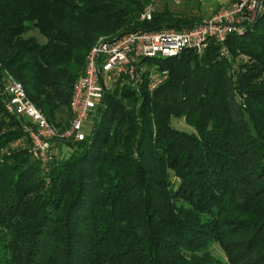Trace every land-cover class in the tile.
Returning a JSON list of instances; mask_svg holds the SVG:
<instances>
[{"label":"trees","instance_id":"1","mask_svg":"<svg viewBox=\"0 0 264 264\" xmlns=\"http://www.w3.org/2000/svg\"><path fill=\"white\" fill-rule=\"evenodd\" d=\"M152 1L0 0V264H219L200 254L212 240L229 264H264V1L257 21L227 39L230 56L210 42L202 55L141 61L166 80L150 90L143 72L138 87L115 84L85 140L55 141L46 169L31 153L30 123L6 109L8 72L64 129L101 36L204 20L201 0L181 10L163 0L141 21ZM33 30L45 42L25 37Z\"/></svg>","mask_w":264,"mask_h":264},{"label":"built area","instance_id":"2","mask_svg":"<svg viewBox=\"0 0 264 264\" xmlns=\"http://www.w3.org/2000/svg\"><path fill=\"white\" fill-rule=\"evenodd\" d=\"M263 1L229 0L227 7L191 28L134 31L114 38H99L87 55L83 75L74 84L71 100L73 118L64 129L49 122L29 99L24 85L8 72L2 79V93L7 96L6 109L30 122L26 131L32 141L31 153L46 169L57 153L53 147L55 141L85 140L88 122L115 84L127 80L138 87L143 72H148L150 90L166 80L167 70L161 71L157 65L141 64V61L174 58L186 50L202 55L210 42L219 44L222 55L227 56V39L231 35H242L257 21ZM155 11L153 4L147 5L140 20L150 21Z\"/></svg>","mask_w":264,"mask_h":264},{"label":"rangeland","instance_id":"3","mask_svg":"<svg viewBox=\"0 0 264 264\" xmlns=\"http://www.w3.org/2000/svg\"><path fill=\"white\" fill-rule=\"evenodd\" d=\"M170 1L171 3H173L171 4L172 9L174 10L182 9V5H181L182 0H175L174 2L173 0H170ZM201 3L203 4L204 9H205V17H204V20H205V19L212 17L214 14L218 13L219 11H221V9H223L224 7H227L229 5V0H201ZM150 4H153L156 10H159L163 4V0H153L152 3ZM31 36L36 37L41 42H45L44 37L40 35L37 30L30 31L27 35H25V37H31ZM100 38L105 39L106 37L101 36ZM228 55L230 56L229 50H228ZM241 57L238 59H243L244 61H247V58L245 57L241 58ZM57 116L62 117L63 115L62 114L59 115L57 113ZM92 122H93V118L90 119V121L88 122V130L91 128ZM28 123L30 122L28 121ZM172 125L180 131H184L188 133L194 132V129L188 126L183 119H173ZM62 151H63V155H67L71 152V148L68 145L63 144ZM171 178L173 181H176V178L174 177L173 174H171ZM200 254L209 255L210 257L214 259V261H217L219 264H229L227 255L225 251L223 250L220 242L218 241H214V240L210 241L206 245V247L200 251Z\"/></svg>","mask_w":264,"mask_h":264}]
</instances>
